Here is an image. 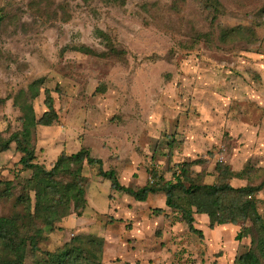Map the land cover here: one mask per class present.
Segmentation results:
<instances>
[{
  "label": "rangeland",
  "instance_id": "374dc122",
  "mask_svg": "<svg viewBox=\"0 0 264 264\" xmlns=\"http://www.w3.org/2000/svg\"><path fill=\"white\" fill-rule=\"evenodd\" d=\"M204 1L0 0L1 137L21 128L13 106L18 93L43 79L32 102L36 119L47 111L45 90L57 113L50 127L35 132L36 161L47 168L62 151L84 147L133 189L151 171L173 182L176 165L196 160L201 164L190 175L201 174L203 184L217 182L215 166L223 163L233 172L252 170L248 179L228 181L233 187L258 186L264 179V153H257L264 145V0H215L217 13ZM20 158L14 144L0 151V217L23 213L19 197L31 174L21 170ZM83 173L91 205L86 234L76 232L83 219L67 217L34 236L36 256L86 237L103 240L101 264H234L255 249L250 222L210 229L205 215H194L200 236L165 207L164 194L135 202L113 190L97 167ZM257 199L264 219V189ZM244 227L250 232L236 241Z\"/></svg>",
  "mask_w": 264,
  "mask_h": 264
},
{
  "label": "trees",
  "instance_id": "16d2710c",
  "mask_svg": "<svg viewBox=\"0 0 264 264\" xmlns=\"http://www.w3.org/2000/svg\"><path fill=\"white\" fill-rule=\"evenodd\" d=\"M204 2L205 8L218 12L215 0ZM42 86L43 79H39L30 84L26 91L18 93L19 98L14 99L13 106L21 113V128L7 139L0 135V151H6L14 144L16 151L21 154L18 163L21 170L31 174L24 181L25 197H19L20 203L24 205L23 213L13 218L0 217V264H25L29 257L33 258V264H80V260H86V264H101L103 240L94 237L73 239L62 249L42 257L34 254V236L43 228H52L72 215L80 217L85 211L87 179L83 170L84 167L92 166L97 167L98 176L108 181L113 190L135 202L144 203L149 195L164 194L165 207L178 213L189 230L200 236L201 232L193 227L194 215H205L210 229L250 222L257 236L252 240L255 249L238 256L234 264H264V219L257 209V195L264 189V179L258 186L235 188L228 181L248 179L252 170L245 167L240 172H233L229 166L218 163L215 166L217 182L203 184L198 181L201 174L196 179L190 175L191 167L201 164V161L196 160L176 165L173 182L165 181L151 171L152 181L133 189L119 183L115 170H103L102 161L93 158L91 151L84 147L72 154L62 151L47 168L36 161L35 132L38 126L50 127L57 120V113L50 93L45 90L47 111L40 119H36L32 102L40 95ZM4 185L7 189L11 186L8 182ZM27 193L33 194V203ZM156 213L161 214L163 211L156 209ZM249 232L250 229L244 227L235 240L241 241Z\"/></svg>",
  "mask_w": 264,
  "mask_h": 264
},
{
  "label": "crops",
  "instance_id": "0c3cea01",
  "mask_svg": "<svg viewBox=\"0 0 264 264\" xmlns=\"http://www.w3.org/2000/svg\"><path fill=\"white\" fill-rule=\"evenodd\" d=\"M263 124H264V120H263ZM254 130V129H253ZM254 131H256V130H254ZM263 137H264V134H263ZM260 139H261V137H260ZM258 140V135H257V131L255 132V134H254V141H257ZM260 142H263V144H264V140H260ZM257 153H258V151L259 150H261V153H264V145H263V149H261V147H257ZM260 154V153H259ZM262 157H263V161H264V154H262ZM93 196H94V199L92 198L91 199V201H96L97 200V195L96 194H93ZM96 199V200H95ZM86 201H87V206H86V209H85V211H84V213L82 214V216L81 217H76V216H71V217H68L67 219H66V221L68 220V219H72V220H76V219H83V221L81 222V224H80V226L79 227H77L78 229L76 230V232H78V233H84V234H86V228L84 227V225H86V215H87V213H85L89 208H91V205L89 204V199H88V197H87V195H86ZM94 208H92L91 209V211L93 210ZM65 220H64V222H63V225L65 224V222H66ZM62 225V226H63Z\"/></svg>",
  "mask_w": 264,
  "mask_h": 264
},
{
  "label": "built area",
  "instance_id": "2783aa9c",
  "mask_svg": "<svg viewBox=\"0 0 264 264\" xmlns=\"http://www.w3.org/2000/svg\"><path fill=\"white\" fill-rule=\"evenodd\" d=\"M222 159H223V157H221L220 161H221ZM149 180H150V182L152 181V180H151V177H149Z\"/></svg>",
  "mask_w": 264,
  "mask_h": 264
}]
</instances>
